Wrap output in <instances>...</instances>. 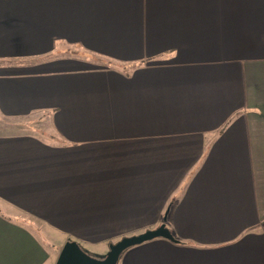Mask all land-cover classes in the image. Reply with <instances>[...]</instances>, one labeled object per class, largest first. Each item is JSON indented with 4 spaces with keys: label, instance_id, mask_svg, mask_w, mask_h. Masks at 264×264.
Segmentation results:
<instances>
[{
    "label": "crops",
    "instance_id": "crops-1",
    "mask_svg": "<svg viewBox=\"0 0 264 264\" xmlns=\"http://www.w3.org/2000/svg\"><path fill=\"white\" fill-rule=\"evenodd\" d=\"M0 118V264H48L35 220L166 222L117 264H264V0H0Z\"/></svg>",
    "mask_w": 264,
    "mask_h": 264
},
{
    "label": "rangeland",
    "instance_id": "rangeland-1",
    "mask_svg": "<svg viewBox=\"0 0 264 264\" xmlns=\"http://www.w3.org/2000/svg\"><path fill=\"white\" fill-rule=\"evenodd\" d=\"M41 120V118H40ZM9 122V120H6L4 118H0V124H3V122ZM13 121V120H10ZM42 121V120H41ZM43 121L37 123L35 126L39 129L41 128L43 125ZM45 125V124H44ZM65 144V142H64ZM71 146V145H70ZM68 145V147H66V149L68 151L80 154L81 157H79L73 164H71V168L73 169H77L78 170V174L80 177L83 175H87V174H91V165H84L83 163H87V159H96L97 158V148L92 150L89 149H83V148H72ZM94 151V152H93ZM129 150H127L126 152H128ZM138 153L140 154V151H138ZM140 157V156H138ZM87 158V159H85ZM97 160V159H96ZM24 217H26L25 215H23ZM30 215H27V217ZM35 223L37 224V226L41 227L44 232L46 233V235L48 236V238L50 240H52L56 245L55 248L50 249V255L51 258L48 261V264H55L57 257L59 255L60 249L63 246V244L69 239V240H75L79 243L80 247L83 249V251H85L86 253H88L89 255H92L94 257L97 258H103L106 256V254L109 251L110 245L113 243H116L117 241H119L120 239H122L124 236H116V237H106V233H104V237H89L86 236L87 238H83V236L77 237V236H66L64 235V232L56 229V228H51L48 225L46 226L44 221L41 220H35ZM137 222H129V224L127 225L128 227H131L133 224H136ZM46 226V227H45ZM140 232H137L136 234H138ZM99 234H100V230H99ZM130 236V234L128 235ZM70 237V238H69ZM67 238V239H66Z\"/></svg>",
    "mask_w": 264,
    "mask_h": 264
},
{
    "label": "water",
    "instance_id": "water-1",
    "mask_svg": "<svg viewBox=\"0 0 264 264\" xmlns=\"http://www.w3.org/2000/svg\"><path fill=\"white\" fill-rule=\"evenodd\" d=\"M156 237L173 239V234L166 226L165 221L156 228L145 230L139 234L124 236L116 243L110 245L108 253L103 258L89 255L83 251L77 241L67 240L62 246L55 264H117L124 250Z\"/></svg>",
    "mask_w": 264,
    "mask_h": 264
},
{
    "label": "trees",
    "instance_id": "trees-1",
    "mask_svg": "<svg viewBox=\"0 0 264 264\" xmlns=\"http://www.w3.org/2000/svg\"><path fill=\"white\" fill-rule=\"evenodd\" d=\"M106 63L110 66H123L125 71L126 72H131L133 68L137 67V66H140L142 65L144 62H142L141 64L140 63H136V62H129V63H126V62H117L115 60H108L106 61ZM42 116L47 118L49 121L50 119L52 118V113L51 112H43L42 113ZM49 132V129L47 127V125H43V128H42V133H48ZM50 134V133H49ZM50 136L54 139L55 137L53 135L50 134ZM39 231V234L43 240V242H45L47 245H50L52 246L53 243L48 240L47 237L44 236V234L42 233L41 229H38Z\"/></svg>",
    "mask_w": 264,
    "mask_h": 264
}]
</instances>
